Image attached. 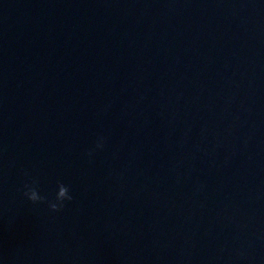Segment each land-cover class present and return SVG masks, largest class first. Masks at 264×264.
<instances>
[{
    "label": "water",
    "instance_id": "95a60500",
    "mask_svg": "<svg viewBox=\"0 0 264 264\" xmlns=\"http://www.w3.org/2000/svg\"><path fill=\"white\" fill-rule=\"evenodd\" d=\"M0 264H264V0H0Z\"/></svg>",
    "mask_w": 264,
    "mask_h": 264
},
{
    "label": "clouds",
    "instance_id": "9594fccd",
    "mask_svg": "<svg viewBox=\"0 0 264 264\" xmlns=\"http://www.w3.org/2000/svg\"><path fill=\"white\" fill-rule=\"evenodd\" d=\"M104 147L103 138L96 143V149L101 150ZM91 155V153H88ZM23 196L33 205L47 203L51 212H61L65 207L66 202H71L73 197L70 195L69 188L63 183H57V189L54 199H49L45 195H41L38 187V181L33 179L30 183H25L23 186Z\"/></svg>",
    "mask_w": 264,
    "mask_h": 264
}]
</instances>
